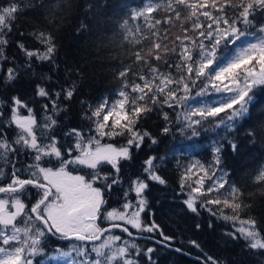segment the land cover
Listing matches in <instances>:
<instances>
[{
	"label": "snow or ice",
	"instance_id": "6c2138e0",
	"mask_svg": "<svg viewBox=\"0 0 264 264\" xmlns=\"http://www.w3.org/2000/svg\"><path fill=\"white\" fill-rule=\"evenodd\" d=\"M71 7L70 0L0 4V92L4 93L0 95V162L8 168L6 173L0 167V264H47L58 257L68 264H145V260L156 264L152 258L156 249H143L135 239L173 247L175 237L142 215L149 207L145 193L151 185L168 184L157 163L166 156L147 155L139 174L127 179L122 202L108 207L113 186L121 183L123 163L134 159V150L138 153L148 144L153 151L151 146L160 143L139 126L153 112L165 122L161 136L174 130L198 136L204 129L213 137L204 161L177 160L182 210L197 216L203 210L227 222L231 227L224 235L242 242L257 264H264V227L250 213L252 205L245 203L239 183L224 168L226 152H241V140L233 133L243 130L249 153L258 142L264 146V122L250 123L255 90L264 89V0H147L133 10L130 19H142L144 26L133 30L125 19L120 27L124 39L139 47L131 53V61L116 70L120 86L114 93L86 107L85 101L80 102L86 130L60 119H67L78 87L75 81L66 80L58 90L50 83H36L29 97L6 94L22 67L31 69L34 61L56 63L54 30L31 32L36 45L32 48L17 41L23 65L8 56L18 15ZM86 27L81 23L78 31ZM43 80L50 82L52 77ZM193 89H198L195 96ZM210 94L219 98L189 103ZM165 108L180 111L173 118ZM82 169L91 171L73 174ZM247 180L264 192V161L257 159ZM33 190L34 201L29 199ZM195 227L199 230L201 225ZM157 233L158 239L151 235ZM52 240L78 243L70 244L67 251L57 247L49 255ZM188 243L200 250L197 264H224L205 253L197 241Z\"/></svg>",
	"mask_w": 264,
	"mask_h": 264
},
{
	"label": "trees",
	"instance_id": "16d2710c",
	"mask_svg": "<svg viewBox=\"0 0 264 264\" xmlns=\"http://www.w3.org/2000/svg\"><path fill=\"white\" fill-rule=\"evenodd\" d=\"M146 2L147 0H70L73 5L71 8L54 9L52 12L42 14L28 11L18 15L9 36V45L6 49L8 56H15L23 65L24 56L16 46L17 41H22L32 48L36 45L29 35L31 32L54 30L57 43L56 63L53 65L47 61H34L31 69L22 67L19 79L8 88L6 94L11 96L19 92L22 96L29 97L36 83H50L55 90H58L59 85L64 84L66 80L75 81L78 87L69 105L67 119L64 117L60 119L70 127L81 126L86 130V122L80 119L83 111L80 102L82 100L86 102L84 107L87 104L98 103L101 97L109 96L119 88L120 81L116 78V70L129 63L131 53L139 47H134L124 39L125 30L120 24L127 19L129 28L134 30L137 25L143 27V20H131L130 13ZM6 3L7 0H0V4ZM81 23L86 24L87 27L83 31H78ZM20 33L25 35L21 36ZM45 76H51L52 80L42 81ZM3 94L0 92V95ZM254 95L255 104L250 106V123L264 122V89L255 90ZM36 107L38 109V106ZM164 111H168L174 118L179 109L173 111L165 108ZM164 123L162 116L158 117L157 113L153 112L139 125L150 130L159 138L160 143L151 146L153 151H149L148 144L138 153L134 150V159L123 163L120 184L127 183L129 177L139 174L140 163L147 155L166 156L162 164L159 160L157 163L160 164V172L167 178L168 184L167 186L151 185L145 193L149 207L142 215L146 222L150 218L155 220L160 230L168 236L175 237L172 245L182 248L184 254L147 242H139L141 248L146 249L149 245L156 249L152 254L156 264H197V259L193 257H197L200 250L188 243L190 240H195L205 253L219 258L224 264H257V258L244 250L242 242L232 241L224 235L225 231L230 229V224L210 216L203 210L199 216L182 210L183 197L178 187L177 160L187 164L190 157L194 156L204 161L208 157V148L213 137L204 129H199L198 136H192L191 131L181 135L175 130L167 136H161L160 129ZM8 135L12 136L13 133L9 131ZM233 135H237L241 140V152L238 155L230 151L226 152L224 168L229 172L232 181L239 183L244 192L245 203L252 205L249 209L250 213L256 217L258 224L264 227V192L247 180L248 173L256 166L257 159L264 161V146L258 142L256 150L249 153L250 146L242 139L243 130ZM24 163H30V160H25ZM0 167H4L7 173L8 168L2 162ZM120 184L113 186L108 197L112 206H116L120 199L117 193ZM35 198V190H33L29 199L34 201ZM249 211L243 215L247 216ZM209 222L213 224L212 228H209ZM197 223L201 225L199 230L195 227ZM155 236L159 238L158 233ZM52 244L50 241L48 251L52 249ZM145 264H147L146 260Z\"/></svg>",
	"mask_w": 264,
	"mask_h": 264
},
{
	"label": "rangeland",
	"instance_id": "374dc122",
	"mask_svg": "<svg viewBox=\"0 0 264 264\" xmlns=\"http://www.w3.org/2000/svg\"><path fill=\"white\" fill-rule=\"evenodd\" d=\"M196 91H198V89H193V93H192L193 96H195V92ZM218 98H219L218 94H210V96H206V97H196L195 100H191V101H189V103L192 104V105H196V101L197 100H202L204 102H209L210 100L218 99ZM179 111H180V109H179ZM193 159H199V158H196V157L192 156V157H190L189 161L193 160ZM199 160H201V159H199ZM201 161H203V160H201ZM90 171L91 170H89V169H82L80 171L73 170V174H85V175H87V173H89ZM121 186L123 188H127V183H123ZM68 248H63V250L67 251ZM54 254H55V249L54 250L53 249L49 250V255H54ZM47 264H68V261L65 258L58 257L55 260L47 261Z\"/></svg>",
	"mask_w": 264,
	"mask_h": 264
},
{
	"label": "flooded vegetation",
	"instance_id": "af4514ba",
	"mask_svg": "<svg viewBox=\"0 0 264 264\" xmlns=\"http://www.w3.org/2000/svg\"><path fill=\"white\" fill-rule=\"evenodd\" d=\"M105 169L106 170H110V166L109 167H105ZM122 184H120L118 187H117V193L120 195V199L118 200V203H117V205L118 204H120L121 202H122V200H123V191H122V189H125V188H123L122 186H121ZM132 196H133V198H134V193L133 194H131ZM109 199V198H108ZM116 205V206H117ZM116 206H112V205H108V207L109 208H111V207H116ZM151 221V218L150 219H148V221L147 222H150ZM130 231H132L134 234H137V235H140L139 233H137V231L135 230V229H131L130 228ZM116 234H121L118 230H117V232H116ZM125 235V238L126 239H128V237L126 236V234H124ZM144 236H148V235H150V234H147V233H145V234H143ZM151 235H156V234H151ZM157 238V237H156ZM135 242L141 247V245H140V243L139 242H147V243H150V244H154L153 242H151V241H149V240H147V239H135ZM52 249L54 250V249H56L57 247H60L61 249H63V248H68L69 246H70V244H73V243H78V242H76V241H59V240H52ZM156 245V244H155ZM146 247H151V246H149V245H147Z\"/></svg>",
	"mask_w": 264,
	"mask_h": 264
},
{
	"label": "water",
	"instance_id": "95a60500",
	"mask_svg": "<svg viewBox=\"0 0 264 264\" xmlns=\"http://www.w3.org/2000/svg\"><path fill=\"white\" fill-rule=\"evenodd\" d=\"M136 237H139V235H137V234H134ZM146 237V236H145ZM136 239H141V238H136ZM152 241H154V240H152ZM155 242V241H154ZM154 244H156V243H154ZM156 245H158V244H156ZM158 246H160V247H163V246H161V245H158ZM163 248H165V247H163ZM176 247H172V248H165V249H168V250H172V251H175L174 249H175ZM175 252H177V251H175ZM180 253H182V254H184L183 253V251L182 252H180ZM190 256V255H189ZM193 258H197V257H193Z\"/></svg>",
	"mask_w": 264,
	"mask_h": 264
},
{
	"label": "bare ground",
	"instance_id": "6f19581e",
	"mask_svg": "<svg viewBox=\"0 0 264 264\" xmlns=\"http://www.w3.org/2000/svg\"><path fill=\"white\" fill-rule=\"evenodd\" d=\"M148 240V239H147ZM150 241V240H149ZM151 242L155 243L154 241L151 240Z\"/></svg>",
	"mask_w": 264,
	"mask_h": 264
}]
</instances>
